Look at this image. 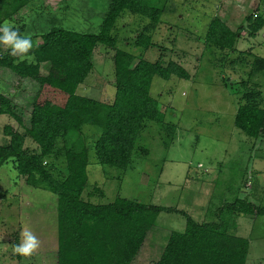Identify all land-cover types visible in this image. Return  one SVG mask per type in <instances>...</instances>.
Masks as SVG:
<instances>
[{"label": "rangeland", "instance_id": "obj_1", "mask_svg": "<svg viewBox=\"0 0 264 264\" xmlns=\"http://www.w3.org/2000/svg\"><path fill=\"white\" fill-rule=\"evenodd\" d=\"M88 2L29 0L18 19L6 22L23 27L21 36L45 30L47 20L65 29L96 33L105 0H92L91 20L84 16L92 4ZM165 4L155 26L125 11L111 31L116 48L131 53L135 62L144 59L166 66L172 61L189 75L188 80L152 79L150 96L160 105L164 126L148 123L142 131L138 146L146 149V154L138 152L124 172L102 166L93 150L101 130L85 126L69 134L66 142L60 141L52 155L44 158L53 176L61 178L66 173L63 147L85 145L89 151L84 200L105 205L120 196L173 210L159 214L131 264H154L160 258L169 235L185 228L186 219L180 212L197 223H211L218 222L219 210L235 199L264 206V136L249 138L234 126L237 109L245 104L246 95L264 109V71L256 72L253 64L254 56L264 58V26L254 37L249 29L257 17L264 20V0H165ZM214 18L237 33L231 50L222 51L206 43L205 34ZM142 33L151 38L152 46L147 50L134 45ZM8 49L12 51L4 45V50ZM113 54L114 50L97 44L91 58L93 69L76 94L112 102ZM47 70L48 65L42 64L40 72L45 74ZM36 90L31 81L0 69V95L21 106L25 121L29 119L28 102ZM5 126L24 133L11 117L0 115L1 146L9 143L3 132ZM23 148L29 153L40 152L28 137ZM56 210L55 195L28 185L26 178L17 174L12 159L3 164L0 264H56ZM228 218V232L249 241L246 264H264V217L233 214ZM26 227L41 242L31 256L14 251Z\"/></svg>", "mask_w": 264, "mask_h": 264}, {"label": "trees", "instance_id": "obj_2", "mask_svg": "<svg viewBox=\"0 0 264 264\" xmlns=\"http://www.w3.org/2000/svg\"><path fill=\"white\" fill-rule=\"evenodd\" d=\"M28 2L0 0V27L18 19ZM80 2L84 4L86 0ZM165 6V0H105L96 33L65 29L56 21L47 20V28L38 34L21 36L23 27H12L21 37L33 39L32 48L25 54L13 56L0 43V69L37 86L28 102L27 121L21 106L20 110L0 95V115H8L24 131L21 134L10 126L4 127L9 143L0 145V167L12 159L17 174L25 177L28 185L56 196V264H131L159 214L173 211L120 196L105 205L84 200L89 151L85 145L63 147L66 173L61 178L53 176L44 163L60 141L66 142L69 134L85 126L101 130L93 150L102 166L124 172L138 152L141 156L146 154V149L138 146L142 131L148 123L164 126L160 105L150 96L152 79L156 76L166 81L171 77L188 80L189 75L172 61L166 66L144 59L135 62L131 53L116 48L117 40L111 31L125 11L146 18L153 27L159 23ZM93 7L94 3L88 12L85 7V19L91 20ZM263 26L264 20L257 17L249 26L250 36L254 37ZM237 38V33L218 18L211 20L205 34L206 43L222 51L231 50ZM97 44L114 50L115 93L110 103L76 94L93 69L91 58ZM134 45L147 50L152 46L151 38L139 34ZM42 64L48 65L45 74L40 72ZM253 64L256 72L264 71V58L254 56ZM245 98V104L237 109L234 126L249 138L264 136V109L250 95ZM27 137L39 153L24 150ZM233 214L264 217V206L235 199L219 210L218 222L211 223H197L180 212L186 219L185 228L169 235L154 264H246L249 241L228 232V217Z\"/></svg>", "mask_w": 264, "mask_h": 264}, {"label": "clouds", "instance_id": "obj_3", "mask_svg": "<svg viewBox=\"0 0 264 264\" xmlns=\"http://www.w3.org/2000/svg\"><path fill=\"white\" fill-rule=\"evenodd\" d=\"M0 43L12 48V55L25 54L32 48L30 37H21L18 30H13L12 26L5 22L0 27ZM21 242L17 244L14 251L22 256H31L40 247V240L35 236L30 228H24L21 232Z\"/></svg>", "mask_w": 264, "mask_h": 264}]
</instances>
